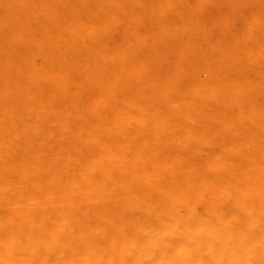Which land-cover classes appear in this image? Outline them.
Returning a JSON list of instances; mask_svg holds the SVG:
<instances>
[{
  "label": "bare ground",
  "instance_id": "1",
  "mask_svg": "<svg viewBox=\"0 0 264 264\" xmlns=\"http://www.w3.org/2000/svg\"><path fill=\"white\" fill-rule=\"evenodd\" d=\"M8 1L0 187L111 177L143 194L264 168V0H121L107 29L77 0H31L33 18Z\"/></svg>",
  "mask_w": 264,
  "mask_h": 264
},
{
  "label": "clouds",
  "instance_id": "2",
  "mask_svg": "<svg viewBox=\"0 0 264 264\" xmlns=\"http://www.w3.org/2000/svg\"><path fill=\"white\" fill-rule=\"evenodd\" d=\"M255 173L143 194L111 177L0 187V264H264V168Z\"/></svg>",
  "mask_w": 264,
  "mask_h": 264
},
{
  "label": "rangeland",
  "instance_id": "3",
  "mask_svg": "<svg viewBox=\"0 0 264 264\" xmlns=\"http://www.w3.org/2000/svg\"><path fill=\"white\" fill-rule=\"evenodd\" d=\"M121 0H77V21L78 20H88L92 19L97 23H106L102 29H107L111 26V23L114 19L122 18V10L120 9ZM11 1L8 0H0V22L6 18H10V13L8 11H4V4L9 5ZM53 4L57 3L58 0H51ZM27 6H30L27 9L30 17L33 18L35 15L39 13H43L44 11H32L31 0L26 1ZM37 17V16H36Z\"/></svg>",
  "mask_w": 264,
  "mask_h": 264
}]
</instances>
